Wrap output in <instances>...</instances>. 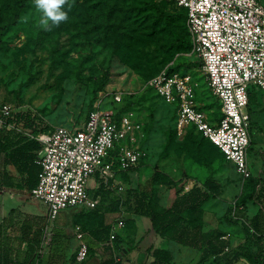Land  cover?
<instances>
[{"label":"rangeland","instance_id":"374dc122","mask_svg":"<svg viewBox=\"0 0 264 264\" xmlns=\"http://www.w3.org/2000/svg\"><path fill=\"white\" fill-rule=\"evenodd\" d=\"M149 1L167 13L182 12L173 0ZM260 1L264 6V0ZM41 16V10L35 6V0H32V6L26 10L20 24L9 32L0 34V103L32 112L48 128L45 132L48 133L59 126L82 128L100 96L106 97L105 107L116 109L118 105L112 102L113 96L122 93L126 96L124 101H130L133 105L132 108L145 130L142 147L147 158L140 168L128 172L127 177H120L128 190L122 194L114 191L99 194L95 191L99 187L98 181L94 176L89 179L91 195L99 194L101 197L99 207L103 210L111 208L116 198H125L130 190L137 189L150 191L155 202L160 207L167 208L179 194H183L189 182L203 184L207 179L214 178L220 183L222 194L204 207L203 229L205 232L216 230L222 234L228 248L244 243L246 235L241 223L245 219H241L242 222L238 225H232L228 221V215L239 197L248 192L246 181L236 166L227 161L218 148L194 129H188L182 136L175 134L169 143L168 133L175 130L176 108L167 105L148 84L154 75L175 64L180 73H188L192 77L198 105L214 123L220 115V104L205 80L202 63L193 53V48L169 53L163 40L154 38L149 46L136 45L122 51L105 41L99 42L93 38L84 40L67 20L58 25H52L49 21V26H44L40 23ZM177 32L184 35L180 28ZM186 36L189 37L187 32ZM103 79L105 84L102 90L97 91ZM262 129L264 127L256 124L250 128L253 144L249 149L248 163L251 175L264 180V134H260L264 133ZM155 170L170 176L174 181L173 185L153 184L152 175ZM32 202L46 207L34 199ZM5 204V210L0 206V218L4 214L8 215L13 206L8 201ZM22 204L23 201L19 200L16 206ZM247 212L256 214L258 207L251 202L247 205ZM117 215V212H108L105 222H111ZM136 216L134 213L126 215L127 226L124 230L125 234L131 236L128 244L132 245L135 253L140 251L134 244L137 241L133 231L136 229ZM139 221L144 231L152 229L150 218L142 216ZM77 227V230L84 232L81 226ZM143 234L144 232L141 233ZM170 243L172 245L167 243L159 246L152 256L153 261L197 264L198 251L175 242ZM158 245L154 242L152 247ZM139 246L149 247V240L143 241ZM191 251L198 257L189 256ZM136 264H144V261ZM206 264H214L213 258ZM234 264L251 263L240 259Z\"/></svg>","mask_w":264,"mask_h":264},{"label":"built area","instance_id":"2783aa9c","mask_svg":"<svg viewBox=\"0 0 264 264\" xmlns=\"http://www.w3.org/2000/svg\"><path fill=\"white\" fill-rule=\"evenodd\" d=\"M173 1L187 12L193 53L221 104V116L214 123L209 120L198 105L188 73L165 69L148 84L167 105L176 108L178 136L194 128L245 180L251 176L249 89L254 86L264 91V6L260 0ZM105 98L97 99L82 128L59 126L37 136L42 145L37 159L41 172L30 196L48 207L51 219L68 209H94L99 201L89 195L88 181L96 174L112 190L124 193L127 187L117 180L118 173L138 168L147 157L141 145L144 128L136 113L129 110L117 119V110L105 107ZM123 98L122 93L116 94L112 102L120 105ZM17 111L11 104L0 103V126ZM111 226L108 245L115 248L114 241L126 228V221L120 218ZM88 256L89 246L82 242L76 259L85 262ZM115 261L123 262L121 253H115Z\"/></svg>","mask_w":264,"mask_h":264},{"label":"trees","instance_id":"16d2710c","mask_svg":"<svg viewBox=\"0 0 264 264\" xmlns=\"http://www.w3.org/2000/svg\"><path fill=\"white\" fill-rule=\"evenodd\" d=\"M31 6L32 0H0V34L7 33L18 26L24 13ZM63 9L68 13L67 22H70L77 30V35L86 41L91 38L99 42L105 41V43H110L124 51L134 48L136 45L149 46L155 38L163 40L169 53L192 49V41L187 28V12L182 8H180L181 13H167L149 0H69ZM178 28L184 33L183 36L177 32ZM185 32L189 37H185ZM167 70L169 73L179 71L175 64H171ZM156 76L154 75L152 79ZM104 84L105 79L102 80L97 91L102 90ZM257 90L259 89L254 86L249 89V107ZM129 96L127 95V98L131 99ZM125 97L123 103L115 107L117 119L124 112L134 111L130 101H124ZM216 100L218 101L217 98ZM8 125L30 131L34 135L44 133L48 129L32 112L21 110L7 119L5 126ZM175 134H177L176 129L168 133L169 143ZM252 144L251 139L250 147ZM6 149L0 145V154ZM143 163L144 161L141 165ZM138 168L120 172L118 175L127 177L128 172ZM96 175L99 187L95 191L99 194L112 192L110 185H107L99 177V174ZM245 181L248 192L239 197L228 215V221L232 225H238L242 222L241 219L246 221L241 223L246 241L235 248H228V243L223 240V235L216 230L205 232L203 229L204 207L222 194V187L214 178L207 179L203 184L195 183L191 190L179 194L167 208L160 207L148 190H130L131 192L125 198L121 196L116 198L114 206L111 208L103 210L99 207L100 204L94 209L83 207L81 213L76 216L79 219L76 221V225L81 226L84 232L89 233L97 240L108 242L112 224L107 225L105 222L107 213L117 212L120 215L125 213V216L134 213L137 216L150 218L152 230L161 238L197 250L199 252L197 264H206L211 258H213L214 264H234L240 259H246L251 264H264V180L251 175ZM152 183L171 186L174 181L167 174L155 170L152 175ZM89 193L91 194L90 190ZM93 197L97 196L93 195ZM251 202L258 207V212L253 215L247 212V205ZM78 208L82 207L73 209L78 210ZM123 243L124 238L118 235L114 241L116 253H120ZM114 260L112 258L111 262L113 263ZM4 261L6 260L3 258L2 264L6 262L17 264L13 260ZM36 261L37 257L31 264H36ZM116 264H122V262H116ZM150 264L165 263L155 260Z\"/></svg>","mask_w":264,"mask_h":264},{"label":"crops","instance_id":"0c3cea01","mask_svg":"<svg viewBox=\"0 0 264 264\" xmlns=\"http://www.w3.org/2000/svg\"><path fill=\"white\" fill-rule=\"evenodd\" d=\"M249 114L251 127L253 124L264 127V91H256L249 107ZM0 132H2L0 145L7 148L0 154V206L2 210H5L7 201L13 205L8 215L4 214L0 218V264L3 258L6 261H16L17 264H31L35 262L36 257V264H116L115 260L111 262L112 258L115 259L116 249L110 247L107 241H99L89 233L77 230L76 221L79 219L76 216L81 213L83 207L78 210H64L55 219H51L48 207L30 196V192L39 183L41 167L37 159L42 145L37 140V136L43 133L34 135L30 131L15 128L13 125L0 126ZM260 134L264 133L260 132ZM94 177L98 181L97 175ZM120 177L117 175V180L122 182ZM194 185L195 183L189 182L185 186L188 190L184 188V192L191 190ZM89 190L91 189L88 186V192ZM89 195L100 204L99 195L97 197H93L90 193ZM32 199L46 207L33 203ZM19 200L23 201V204L16 206ZM141 217L134 218L136 229L133 230L134 238H137L134 244L140 248L139 252L135 253L132 245L128 244L131 236L124 233L126 228L119 234L124 238L120 253H124L126 262L122 264H136L138 261L150 264L159 246L167 243L172 245L171 241L163 238L161 240V237L152 229L144 231L139 221ZM120 218L125 219V213L118 214L115 219L106 224H113ZM142 232H144L143 235H141ZM80 234L82 238L78 237ZM145 240H149V247L139 246ZM82 242L88 244L90 255L85 262H78L76 258ZM154 242L160 245L152 247ZM191 253L189 256L198 257L193 251Z\"/></svg>","mask_w":264,"mask_h":264},{"label":"clouds","instance_id":"9594fccd","mask_svg":"<svg viewBox=\"0 0 264 264\" xmlns=\"http://www.w3.org/2000/svg\"><path fill=\"white\" fill-rule=\"evenodd\" d=\"M65 2L66 0H35V6L42 12L40 23L49 26V21L52 25H58L67 20L68 13L63 9Z\"/></svg>","mask_w":264,"mask_h":264},{"label":"water","instance_id":"95a60500","mask_svg":"<svg viewBox=\"0 0 264 264\" xmlns=\"http://www.w3.org/2000/svg\"><path fill=\"white\" fill-rule=\"evenodd\" d=\"M122 258H123V263L126 262V258L124 257V253L122 254Z\"/></svg>","mask_w":264,"mask_h":264}]
</instances>
